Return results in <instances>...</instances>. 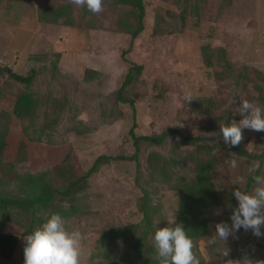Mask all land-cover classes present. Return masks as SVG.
I'll use <instances>...</instances> for the list:
<instances>
[{
	"label": "rangeland",
	"instance_id": "374dc122",
	"mask_svg": "<svg viewBox=\"0 0 264 264\" xmlns=\"http://www.w3.org/2000/svg\"><path fill=\"white\" fill-rule=\"evenodd\" d=\"M143 1V29L134 39L130 31L137 26L136 10L116 0H102V10L96 13L74 0L0 3V65L22 74L36 72L28 87L0 75V127L7 129L14 144L11 162L0 168V191L24 194V178L40 172L50 175L52 186L64 189L97 157L109 158L72 195L55 192L39 210L0 211V229L18 237L13 254L0 255V264H24V237L53 212L65 218L70 230L81 232L82 264H160L153 233L143 237L140 226L122 237L114 227L141 223L143 188L156 206L155 229L175 219L178 194L172 184L150 176L151 152L167 159L174 183L194 176L192 159L208 158L209 150L216 161L211 174L218 205L207 213V233L193 239L194 251L201 264H236L245 257L252 264H264V242L251 230L230 235L225 245L208 244L217 223H231L238 205L233 190L245 189L248 168L259 162L232 152L219 126L227 116L242 118L241 98L264 107L250 86L243 90L233 76H226L218 54L224 50L235 69L248 66L264 73V0ZM66 3L74 22L66 24L63 16L52 20L53 8ZM205 46L212 55L210 64ZM130 62L141 64L142 70L123 90L121 101L116 91ZM26 88L38 98L31 119L17 118L11 111L13 97ZM189 94L193 98L188 101ZM199 97L206 98L205 105ZM133 125L139 134L177 129L199 136L202 147L185 144L172 131L163 144L143 141L135 160L130 157L135 147L128 133ZM243 132L249 151L264 152V132ZM116 156L123 158L110 159ZM174 157L181 159L175 163ZM223 247L229 249L227 256L217 252Z\"/></svg>",
	"mask_w": 264,
	"mask_h": 264
},
{
	"label": "trees",
	"instance_id": "16d2710c",
	"mask_svg": "<svg viewBox=\"0 0 264 264\" xmlns=\"http://www.w3.org/2000/svg\"><path fill=\"white\" fill-rule=\"evenodd\" d=\"M12 1V0H8ZM119 3L132 5L136 10V21L137 26L134 27L131 33V39L143 29V17H144V1L143 0H116ZM2 0H0V3ZM85 7V6H84ZM52 20H56L59 17H64L66 24H72L74 18L71 15V7L69 4H60L56 8H53ZM205 60L208 64L212 62V55L207 46L203 49ZM223 63L226 65V76H233L238 83L241 84L243 90H247L250 86L256 92V100L264 103V73L256 68L243 66L239 69H235L228 61L225 52L218 54ZM142 70V65L130 62L127 68V72L123 77L121 85L116 91L117 99L124 101L125 98L122 96L123 90L134 84ZM0 75H7L15 81L25 84L26 87L30 86L34 81L36 72L31 70L29 73L22 74L13 70L8 65H0ZM222 75V74H220ZM205 97H199L198 101L202 104L205 103ZM12 113L15 117L31 119L35 115L36 108L38 106V98L28 88L18 91L12 99ZM128 102L134 108V101L129 99ZM230 121L227 116L223 122L227 123ZM221 126V125H220ZM219 126V127H220ZM135 125L129 130V135L132 138L133 146L135 147L134 153L130 156L137 160V153L140 149V144L146 141L151 144H163L169 134L172 131L177 133L181 140L185 144H194L197 148H201L202 145L198 144L200 140L199 136H189L177 129L163 130L160 133L153 134H139L135 131ZM222 134V133H221ZM244 135V132H243ZM11 134L6 128L0 127V168L4 166L5 162H11L12 148L14 146L11 140ZM232 152L246 156L248 158H256L262 165L264 161V152L255 153L249 151L244 146L243 141L239 145L234 147L227 146ZM208 158H202L198 156L193 158L194 163V176L190 178L177 179L173 183L172 176L167 172V159H161V155L158 152H151L149 160V173L153 178H159L160 181L170 183L178 194V203L175 213V219L177 222H182L184 227L188 229L189 235L192 239L199 238L207 233L208 230V218L207 213L211 209L218 205V197L215 189L214 182L212 180V170L215 168L216 161L214 154L209 150L207 151ZM188 157V156H187ZM123 158V156H116L110 159ZM109 159L107 156L102 155L96 158L94 164L84 174L70 178L69 184L63 187H54L50 182V175L46 172H40L34 176L27 175L24 179L28 184V189L25 190L24 194L6 195L0 191V211L5 212L8 209L15 211H28V210H39L46 206L54 198L55 192H61L65 195H72L79 191L86 181V178L96 171V167L99 163H105ZM180 158H175L174 161L177 163ZM138 165V161L136 162ZM22 178V177H21ZM1 182V177H0ZM252 180L248 174L245 182V188H251ZM139 209L141 213V223L126 225L122 227H114V230L122 233L136 232L140 226L142 227V235L146 237L149 233H154L155 228L153 227V213L156 210V206L151 203L149 191L145 188L142 190L140 197ZM127 230V231H126ZM264 242V237H259ZM18 246V237L14 234L6 233L0 229V255L4 258H9L13 254L14 250ZM23 248V245L21 246Z\"/></svg>",
	"mask_w": 264,
	"mask_h": 264
},
{
	"label": "clouds",
	"instance_id": "9594fccd",
	"mask_svg": "<svg viewBox=\"0 0 264 264\" xmlns=\"http://www.w3.org/2000/svg\"><path fill=\"white\" fill-rule=\"evenodd\" d=\"M78 5L87 7L93 13L102 10V0H74ZM193 97L188 95V101ZM238 112L242 118L239 121L230 120L221 124L220 132L226 145H239L243 139V130L264 132V107L241 98ZM233 168L237 161H231ZM252 180L251 188L236 187L233 194L238 205L230 215V221L219 222L215 225V233L209 237V245H217L230 235L241 229L253 233L256 237H264V170L256 162L248 168ZM82 234L70 230L65 218L59 212L51 213L38 227H35L24 237V264H82ZM153 247L160 264H201L200 258L194 251V242L182 222L176 219L168 221L163 226H157L153 236ZM222 256H227V247L217 248ZM236 264H252L245 257L235 261ZM226 264H234L228 260Z\"/></svg>",
	"mask_w": 264,
	"mask_h": 264
}]
</instances>
